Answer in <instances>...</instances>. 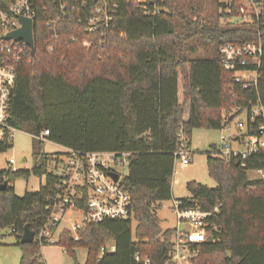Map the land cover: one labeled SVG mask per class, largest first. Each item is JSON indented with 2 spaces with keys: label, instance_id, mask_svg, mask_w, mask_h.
<instances>
[{
  "label": "trees",
  "instance_id": "trees-1",
  "mask_svg": "<svg viewBox=\"0 0 264 264\" xmlns=\"http://www.w3.org/2000/svg\"><path fill=\"white\" fill-rule=\"evenodd\" d=\"M32 1L34 54L18 66L10 123L31 135L47 130L46 140L75 150L129 152L122 184L129 193L132 216L85 223L76 230L77 238L63 228L56 244L73 256L75 248H85L82 264H144L145 258L149 264H170L173 229L162 232L154 211L158 202L172 198L178 128L183 124L190 141L193 128H222L223 111L249 108L259 96L264 98V55L253 88L233 79V70L243 66L227 70L218 57V46L224 42L261 40L264 46V1L259 19L252 23L240 22L234 2L229 6L221 2L223 14L236 20L219 25L188 19L174 0H114L117 13L110 26L92 32L76 2V11L61 15L52 51L45 41L54 31L46 21L58 15L59 1ZM154 9L159 11L145 13ZM196 39L209 46L206 55H195ZM83 40L90 46H83ZM34 141L35 146L43 142ZM218 151L213 145L206 156L215 186L191 180L186 183L190 195L179 198L184 206L203 210L219 204L210 218L216 240L198 245L195 262L264 264V180H250L247 174L264 169V151L243 158L220 156ZM34 153L33 173L44 175V183L22 195H16L12 186L0 190V229L14 234L21 250L18 264H44L43 242L20 243V237L25 224L34 234L44 224L59 181L47 168L48 160L58 162L62 152L50 159L38 149ZM28 175L27 170L6 173L10 182ZM110 244L113 251L101 252Z\"/></svg>",
  "mask_w": 264,
  "mask_h": 264
},
{
  "label": "built area",
  "instance_id": "built-area-1",
  "mask_svg": "<svg viewBox=\"0 0 264 264\" xmlns=\"http://www.w3.org/2000/svg\"><path fill=\"white\" fill-rule=\"evenodd\" d=\"M57 1H59L56 7L57 12L59 11L58 15L46 21V25L51 26L54 31L45 41L48 51L54 49V42L59 38L55 29L59 24L61 15L65 16L66 11H76V2H78L79 9L83 11L86 29L90 32L108 28L117 13V5L114 0ZM263 1L246 0L249 11L244 12L243 8H240V22H256L259 19ZM157 11L159 10L154 9L151 12L145 10V13ZM21 16L31 19L33 37L35 17L33 1L0 0V152L11 146L13 133L18 130L9 121L11 95L18 66L31 55L30 46L22 39L4 38L5 34L21 26L19 19ZM90 44L87 40L82 41V45L85 47L90 46ZM263 55L264 46L261 40L246 41L240 44L224 42L218 46V57L225 69L233 70L236 65L243 66L233 70V79L235 82H241L244 88L257 86L263 69ZM249 63L255 67L253 69L245 68L244 65ZM242 110L247 112L245 132L243 133L244 140L238 136H233L234 141L239 142L238 148H231L221 143V147L218 148L220 156H240L243 158L252 152L264 151V98L259 96L249 108L234 107L231 110H226L222 115L223 126L227 127L228 122ZM236 126L239 130L244 128L240 121L236 122ZM47 134V130H42L39 134L32 136L44 141ZM226 139L225 135L221 136V142ZM62 154L63 156L59 157L58 162L52 161L51 165L49 164L50 170L59 177L56 184L57 192L53 201L46 207L48 209L46 220L38 232L34 234V240L43 242V245L56 244L63 228L69 229L73 237L77 238L76 230L85 223H97L105 219H127L132 216L129 193L122 184L123 175L115 169L116 166L121 167L124 163L127 164L129 152L80 151L63 147ZM173 155L174 158H180L182 164L190 162V144L183 124H180L176 134V148ZM21 159V162L25 160L24 157ZM14 161V158L10 157L6 160L8 167L0 168V183L6 180L7 186H11L6 173L17 170L11 167ZM249 171L256 174V177L248 176L250 180H264V169L256 168ZM111 172L118 174L116 180L110 175ZM172 201L176 226L173 228L171 237V248L168 253L169 263L196 264L195 259L199 254L198 245L216 240L213 236V230L216 227L210 218L219 210V204L210 210H203L195 205L184 206L179 198H173ZM73 214H80L81 220L72 217ZM63 220L68 221L71 227H61L55 237L54 234ZM105 249L113 251L114 245L103 246L101 252ZM134 258L138 260V254H135ZM144 264H149L147 258L144 259Z\"/></svg>",
  "mask_w": 264,
  "mask_h": 264
},
{
  "label": "rangeland",
  "instance_id": "rangeland-1",
  "mask_svg": "<svg viewBox=\"0 0 264 264\" xmlns=\"http://www.w3.org/2000/svg\"><path fill=\"white\" fill-rule=\"evenodd\" d=\"M174 2L188 19L198 20L199 23L216 22L219 25H224L226 22H234L236 20L234 16L226 15L228 13L223 14L221 2H226L228 6L230 2L238 5L239 16L241 14L240 8H243L244 12L249 11L246 0H174ZM226 12H230V10L227 9ZM177 28L180 29L181 27L177 26ZM194 44L197 48L195 55H206V50L209 46L203 40L196 39L194 40ZM237 121L243 123L244 128L242 130L237 128ZM246 121L247 112L246 110H242L228 122V128L224 126L219 129L196 127L191 130L189 141L191 151L190 162L188 164H182L180 158H175L171 177L172 198L158 202L155 207L154 212L162 232L175 228L176 216L172 209V200L173 198L188 197L190 195L186 188L188 181L195 180L209 187L215 186V180L207 173V152L211 151L213 145L216 148L221 147V143L231 148H238L239 142L234 141L233 136H238L241 140H244L243 133L245 132ZM222 135L227 137L223 142H221ZM36 149L41 153H48L49 159L63 151L61 145L50 140H44L40 145L35 146L34 138L30 133L23 130H16L13 133L11 146L5 151L0 152V168H7L6 160L13 157L15 160L11 164L13 169L29 171L27 177L19 176L11 180V186L16 195H22L25 190H37L44 183V175L40 176L33 173V167L37 163L34 153ZM60 156H63V154ZM22 157L25 158L23 162L20 161ZM50 161L48 160L51 165ZM47 169H50V167L48 166ZM115 169L124 175L127 170V164L124 163L121 167L116 166ZM247 174L249 177H256V174L252 171H248ZM72 217L81 220L80 214H73ZM135 225L136 222L132 219V233H134ZM63 226L71 227L68 221L63 220L57 228V232L54 234L55 237ZM15 241L16 238L9 228L0 229V264H18L21 250L15 245ZM40 252L45 264H82L87 255V251L83 247L75 248L73 256L65 252L61 246L55 243L44 244L41 246Z\"/></svg>",
  "mask_w": 264,
  "mask_h": 264
},
{
  "label": "water",
  "instance_id": "water-1",
  "mask_svg": "<svg viewBox=\"0 0 264 264\" xmlns=\"http://www.w3.org/2000/svg\"><path fill=\"white\" fill-rule=\"evenodd\" d=\"M21 26L7 34L4 35L6 39H22L30 46V53L34 54V44H33V37H32V22L30 18L20 17ZM22 161V159L20 160ZM110 175L114 180L118 178V174L111 172ZM7 188V181H3L0 183V190H5ZM34 232L29 228L28 224H25L23 227V232L20 237V243H30L33 241Z\"/></svg>",
  "mask_w": 264,
  "mask_h": 264
},
{
  "label": "crops",
  "instance_id": "crops-1",
  "mask_svg": "<svg viewBox=\"0 0 264 264\" xmlns=\"http://www.w3.org/2000/svg\"><path fill=\"white\" fill-rule=\"evenodd\" d=\"M63 147V146H62ZM58 235V234H57ZM44 261V260H43ZM44 264H45V262H44Z\"/></svg>",
  "mask_w": 264,
  "mask_h": 264
}]
</instances>
